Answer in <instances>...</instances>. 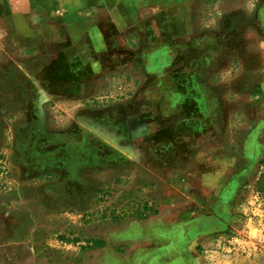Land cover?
I'll list each match as a JSON object with an SVG mask.
<instances>
[{
  "label": "rangeland",
  "instance_id": "rangeland-1",
  "mask_svg": "<svg viewBox=\"0 0 264 264\" xmlns=\"http://www.w3.org/2000/svg\"><path fill=\"white\" fill-rule=\"evenodd\" d=\"M36 1L0 0L2 262L24 244L43 264H120L134 222L199 182L195 195H232L194 210L213 243L193 255L169 246L144 264H264V0H171L180 23L163 26L162 54L147 40L142 55L134 34L141 50L126 71L57 74L86 90L77 96L52 85L64 33L58 25L47 44ZM156 107L169 118L155 121ZM221 162L231 168L216 188Z\"/></svg>",
  "mask_w": 264,
  "mask_h": 264
},
{
  "label": "crops",
  "instance_id": "crops-1",
  "mask_svg": "<svg viewBox=\"0 0 264 264\" xmlns=\"http://www.w3.org/2000/svg\"><path fill=\"white\" fill-rule=\"evenodd\" d=\"M168 1L37 0L34 6L39 8L41 17L46 18L43 22L45 31L48 33L47 44L51 45L50 41L55 38L54 32L59 30L58 25L61 27L60 31L64 33V45L55 48L52 52L54 56L60 57L59 62L48 69V72L53 75L52 85L71 89L67 92L68 94L82 95L86 90L75 83L76 79L72 76L74 73H79L83 81L81 78L83 74L89 72L88 67H93L97 76H101L100 79L105 81L109 74L129 69L136 62V56L141 48L144 47L142 55L151 54L146 49L147 40L157 42V54L161 55L166 48L160 46L164 39L163 26L180 23L178 21L182 5ZM164 2L167 3L164 4ZM154 5H157L155 9ZM134 34H139L143 40L139 50H137ZM62 72H69L72 75L70 77L63 75L64 77L59 80L57 77ZM84 77L89 79L90 74L86 73ZM162 138L169 142L172 133L164 132ZM218 167L220 172H216V175L210 179L216 188L222 173L231 168V162H221ZM192 174L194 176V171ZM197 183L191 182L190 191L187 193L168 195L170 200L163 204L158 213L134 222V227L129 229L134 236L128 242L129 248L126 252L120 253L119 259L114 256V263L121 260L120 264H144L149 258L158 256L163 249L173 245L180 247L187 245L186 250L193 255L197 254L198 246L206 247L208 243H213L210 236L213 235V230H208L207 224L201 227L197 225L196 220H192V217L196 215L194 210L213 203V200L216 201L217 198H220L217 208L223 209L232 195L225 190L220 192L216 190L215 195H195L192 192ZM226 212H224L225 215ZM181 226H184V231L180 229ZM177 229H180L179 232ZM0 247L4 246L0 244ZM16 250L17 257L12 260V263L2 262L0 259V264H43L42 259L31 255L29 246L19 245ZM142 251H145L144 255L139 256L138 254ZM48 264L51 263L48 262Z\"/></svg>",
  "mask_w": 264,
  "mask_h": 264
},
{
  "label": "flooded vegetation",
  "instance_id": "flooded-vegetation-1",
  "mask_svg": "<svg viewBox=\"0 0 264 264\" xmlns=\"http://www.w3.org/2000/svg\"><path fill=\"white\" fill-rule=\"evenodd\" d=\"M181 93L182 94H185L183 91H181ZM160 108L156 107V109H155L156 111L153 109L154 110V112H153L154 113V115H153L154 117L153 118H155V121H158V122L159 121H163L166 118H169L166 115V113L163 111V109H162V111L159 112V109ZM158 122L155 123V126L157 127L158 131H160L162 133H164V132H171L172 133V137H174L172 128H170V126L168 124H166V123H158ZM143 129H144V127H139L137 129H129L128 135L130 136V140L132 139L131 141H133L134 143H136L139 140H144L145 141V139H144V135L145 134H143L145 131H143Z\"/></svg>",
  "mask_w": 264,
  "mask_h": 264
},
{
  "label": "trees",
  "instance_id": "trees-1",
  "mask_svg": "<svg viewBox=\"0 0 264 264\" xmlns=\"http://www.w3.org/2000/svg\"><path fill=\"white\" fill-rule=\"evenodd\" d=\"M149 212V211H148ZM154 214H156V213H154ZM145 217L147 216V213H145V215H144ZM148 218V217H147ZM146 219V218H145ZM102 247H104L103 246V243H101L100 241H96V242H94L93 243V245H92V247L91 248H97V249H99V248H102Z\"/></svg>",
  "mask_w": 264,
  "mask_h": 264
}]
</instances>
